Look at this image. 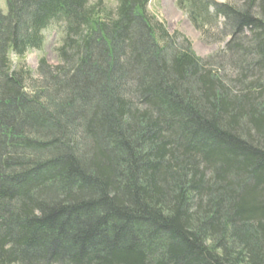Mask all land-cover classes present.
Returning <instances> with one entry per match:
<instances>
[{
    "label": "trees",
    "instance_id": "16d2710c",
    "mask_svg": "<svg viewBox=\"0 0 264 264\" xmlns=\"http://www.w3.org/2000/svg\"><path fill=\"white\" fill-rule=\"evenodd\" d=\"M148 3L6 0L0 264H264V0H176L205 60Z\"/></svg>",
    "mask_w": 264,
    "mask_h": 264
},
{
    "label": "rangeland",
    "instance_id": "374dc122",
    "mask_svg": "<svg viewBox=\"0 0 264 264\" xmlns=\"http://www.w3.org/2000/svg\"><path fill=\"white\" fill-rule=\"evenodd\" d=\"M215 3H226L228 0H213ZM89 5L99 3L102 8L114 9L116 0H88ZM147 10L149 13L162 24L170 35L179 34L190 44L191 50L199 60H205L217 52L221 51L228 38L225 39L216 31L205 29V32L196 30L188 21L186 15L176 6V0H149ZM0 13H7L6 0H0ZM23 20V18H22ZM221 32V31H220ZM4 33L0 28V34ZM44 44L41 51H30L24 58L26 68L35 74L38 62L41 58L45 59L50 66L57 64L56 49L60 44L61 27L53 25L43 32ZM12 65H16V58L10 57ZM7 112H11L15 106L7 104ZM20 123H22L20 121ZM23 125V124H22Z\"/></svg>",
    "mask_w": 264,
    "mask_h": 264
}]
</instances>
